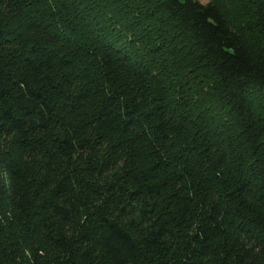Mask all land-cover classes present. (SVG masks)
Returning a JSON list of instances; mask_svg holds the SVG:
<instances>
[{"label":"trees","instance_id":"16d2710c","mask_svg":"<svg viewBox=\"0 0 264 264\" xmlns=\"http://www.w3.org/2000/svg\"><path fill=\"white\" fill-rule=\"evenodd\" d=\"M0 264H264V0H0Z\"/></svg>","mask_w":264,"mask_h":264},{"label":"rangeland","instance_id":"374dc122","mask_svg":"<svg viewBox=\"0 0 264 264\" xmlns=\"http://www.w3.org/2000/svg\"><path fill=\"white\" fill-rule=\"evenodd\" d=\"M201 3H206L207 0H199Z\"/></svg>","mask_w":264,"mask_h":264}]
</instances>
